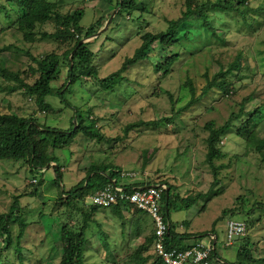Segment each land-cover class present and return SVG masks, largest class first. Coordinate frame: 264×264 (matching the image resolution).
<instances>
[{"label":"rangeland","instance_id":"1","mask_svg":"<svg viewBox=\"0 0 264 264\" xmlns=\"http://www.w3.org/2000/svg\"><path fill=\"white\" fill-rule=\"evenodd\" d=\"M3 1L13 8L16 6V12L21 14L22 10L14 2L15 0ZM50 1L57 3L64 15L82 9L84 16L81 23L86 26L96 23L99 19H107L97 36L86 38L87 41L94 40L90 42V47L96 53L95 65L98 67V78L83 76L69 91L67 90L66 102L72 105L67 106L55 92L67 79L68 68H62L57 80L52 84L54 90L48 95V100L56 111L57 108L66 107L60 112L40 114L38 118L45 120L49 126L66 130L71 127V119L76 115L75 108L78 107L82 110L85 123L89 126L95 125V128L100 129L107 139L113 140L99 141L83 134L74 136L70 149L63 148L60 154L64 156L65 166L61 187L56 182L54 167L32 175L26 170L28 165L25 161L0 162V212L8 211L16 196L27 193L21 198V202L25 207L23 219L31 223L27 229V238H24L26 245L30 246L28 256L31 263L28 264L60 263L64 252L62 227L66 222L71 229H75L77 221L69 219L72 218L69 213L71 208L66 204L61 207L59 195L64 188L69 190L71 186L85 178L88 169L95 163L100 165L112 163L127 172L133 170L140 174L144 171L149 172L151 182L168 183V185L171 183L182 197L196 196L203 192L204 197L196 205L187 210H180L175 215L172 212V220L176 224L178 223L175 221L176 217L184 220L187 227L183 230L205 232L202 238L207 241L212 239L210 230L216 229L217 251L229 261L235 262L238 247L243 239L239 237L235 239L233 245L226 246L227 222L231 218L245 222L248 220L244 214H236L231 212V209L240 206L236 200L240 196H248L252 199L247 207H251L254 201L264 204V162L255 152L254 144L250 148L244 140L248 137H264V92L255 93L257 95L250 97L249 93L255 88V84L244 85L232 96H222L215 90L217 92L209 93L181 114L176 115L175 112L190 99L189 90L185 87L181 89V85L188 77L197 83L199 87L197 94H199L205 83L203 73L207 67L211 68L212 73L218 71L220 63L227 69L240 54L248 62H242V66L244 68L246 65L250 66L252 73L256 75L255 81L264 80V0H247L252 9L247 14L249 22L238 12L209 8L207 12L210 23L217 28L220 40L213 38L211 32L205 31L201 21L192 17V22L187 25V29L193 31L191 38L183 39L190 52L182 53L181 59L174 64L169 74H165V68L156 70V64L162 56V52L158 50L153 60L141 61L125 70L123 73L125 78L114 90L104 89L99 80L118 71L124 61L134 55L142 44L143 34L166 30L171 19L181 17L186 10V0H135L138 5L144 4L146 10L122 15H118L119 8H115V4L102 0ZM112 10L116 13L109 27L101 31L113 15V13L110 15ZM7 14L9 17L14 16L12 12L4 10L0 12L1 22H7ZM57 24L58 21L54 17L41 29L43 32L53 33L57 29ZM55 43L57 42L54 39H43L34 49V53L39 57L44 56L47 51L57 48ZM20 46L28 47L14 30H10L7 38L0 40V71L5 67L21 70L35 64L29 56V48L26 55L20 53L17 58L14 52L19 51ZM169 52L178 53L179 48L175 46ZM242 104L247 115L243 116L242 121H233L226 138L223 137L220 141L219 145L227 156L216 159L215 165L216 167L224 165L225 170L221 173L218 169L217 176L222 183L212 187L213 168L206 160L207 139L211 130L225 125L233 112L240 111ZM8 105H13L19 113H22L23 109L18 107L28 105L30 108L33 106L37 108L36 102L30 97H25L20 92L7 94L1 91L0 86V111H8ZM255 109L256 111L253 112ZM251 115L253 118L249 122ZM163 117L171 120H163ZM151 120L159 122L156 125L142 124ZM245 121L249 122L246 123L247 130L241 128L239 131V127ZM138 123L140 126L126 131L127 127ZM59 163L62 164L61 158ZM143 177L146 180L145 176ZM34 178L42 180V183L38 185V194L31 196L30 191L34 190L32 184H38L35 183ZM164 186L167 188L166 185ZM79 203L82 204L81 207H86L85 202ZM74 204H76L75 213L80 205L75 202ZM87 204L92 205L91 200H87ZM103 212L109 215V220L107 217H102ZM254 217L257 220L256 226L249 227L247 233L256 242L253 256L262 257L264 256V210ZM100 218L109 234V246L123 245L121 243L123 226L118 218L111 215L110 208L103 210ZM143 220L148 223L145 224L148 227L137 235H147L150 232L152 219L145 214ZM12 225L13 230L17 231L19 223L14 222ZM128 225L129 223L126 224ZM94 229L102 230V227L98 228L91 224L88 228L90 242L86 247V256L87 261L92 264H110L115 258L126 256L141 242L139 238H131L129 246L131 249L124 245L122 250L114 253L111 251L115 249H110L111 253H109L102 237ZM126 229V236L136 235L134 231L130 232V227ZM16 234L17 232L15 236ZM4 253L5 258L13 259L12 249H6ZM131 262L127 264H135Z\"/></svg>","mask_w":264,"mask_h":264},{"label":"trees","instance_id":"2","mask_svg":"<svg viewBox=\"0 0 264 264\" xmlns=\"http://www.w3.org/2000/svg\"><path fill=\"white\" fill-rule=\"evenodd\" d=\"M2 1L3 0H0V8H2L0 12L4 10L12 12L14 16L9 17L8 14L10 13H8L7 22L0 21V40L7 38L10 34V30H14V33L20 35L22 37V42H25L28 46L27 48L20 46V48H18L19 51L14 52L17 58L20 56V53L26 55L29 48V56L35 64L30 65L29 68L24 67L21 70L8 67L2 69L0 71L1 91L7 94H12L14 92L23 93L25 97H30L31 100L36 102L37 108H35V106L30 108L28 105L26 107H18L23 109V111L21 110L22 113H19L15 110L13 105H8V111H0V162L25 161L28 165V172L32 175L38 171L43 173L45 170L54 167L56 182L60 186L62 172L65 167L63 165L64 156L60 154L63 152V148L70 149L74 136L83 134V136L91 139H98L99 141L102 139L112 141L113 139H107L100 129L95 128V125L89 126L85 123V118L81 114L82 110L78 107L75 108L76 115H73L71 119V127L66 130L49 126L45 120H39L38 115H48L65 109L66 106L64 105V108H57L56 111V108H54L48 100V95L54 90L52 84L57 80L62 68H68L67 79L63 86L55 90V92L67 106H72L69 102H66L67 90L69 91L83 76L98 78V67L95 65L96 53L90 47V42L94 40H86L81 45H79V43L81 40L97 34L100 31L99 29L104 26L107 18L99 19L96 23L86 26L81 23L84 16V11L82 9L64 15L60 10V6L50 0H15L14 2L22 10L19 15L16 12V6L13 8L4 1L6 5L3 4ZM102 1L115 4V8H119L118 15L146 10L144 4L138 5L135 0ZM8 6H10L11 10ZM209 8L238 12L247 22H249L247 14L252 10L247 0H206L205 2L186 0V10L181 17L171 19L166 30L160 31L159 33L146 32L143 34L142 44L137 48L134 55L127 58L118 71L100 79L99 83L106 90H114L125 78L123 75L125 70L131 65L141 61L153 60L158 50L162 52V56L160 57V61L156 64V70L165 68V74H169L173 70L174 64L181 59L182 53L190 52L187 45L183 43V39L187 40L191 38L193 31H189L187 25L192 22V17L199 19L205 31L211 32L213 38L215 37L220 40V37L217 35V28L210 23L207 12ZM112 13L113 10L110 12V15ZM110 15L108 17H110ZM54 17L58 21L56 31L53 33L48 31L43 32V27ZM46 38L54 39L57 42L55 43L57 44V48L47 51V54L39 57L34 53V49L38 47L41 40ZM213 45L216 46V44ZM16 46L18 47L17 44ZM175 46L179 48V52L170 53L169 50H172ZM73 52L74 55H72ZM242 62L248 63L246 58L240 54L235 62L228 65L227 69L220 63L218 71L212 73L211 68L207 67L206 71L203 73L205 83L204 86L201 87V92L199 94H197L199 90L197 83L188 77L181 85V89L185 87L189 90L190 99L186 104L182 105L175 114H181L182 111L201 101L211 92L218 91L222 96H232V94H237L239 89L244 85L253 86V84H255V88L249 93L250 97L264 92V80H257L256 82V75L252 73L250 66L246 65V68H244ZM171 99L173 100L172 95ZM36 111H38V113H36ZM255 111L256 109L253 110V112ZM246 115L247 113H245L242 104L240 111L233 112L225 125L219 129L211 130L210 136L207 139L208 149L206 160L213 168V170H211L213 175L212 187L215 184L222 183V180L217 176L218 169L221 173L225 170L223 168L224 165H222V167H216L215 165L216 159L227 156L219 145L220 141L223 137L226 138L228 131L233 126V121H242L243 116ZM74 118L76 119L75 121L73 120ZM252 118L251 115L249 117V122ZM163 120L170 121L171 118L168 119L163 117ZM158 122V120H151L142 122V124L156 125ZM247 122L248 121H245L238 130L240 131L241 128L247 130V124L249 123ZM136 126H140V124H132L127 127L126 131ZM208 126L212 128L210 125ZM239 131L237 132L238 134ZM244 140L250 148H252L251 145L254 144L255 152L260 155L261 160L264 162V137H248ZM60 158L62 159V164L59 163ZM143 168L145 169V166ZM88 170L85 178L76 185L74 184L71 186L69 190L64 188L59 195L62 204L61 207L66 204L71 208L69 209V213L72 218L69 219H76L77 221V227L75 226V229H71L66 222L62 227L64 252L59 264H92L87 261L86 256V247L90 242L87 232L91 224L98 228L102 227V230H94L102 237L106 249H110L108 244L109 234L104 230L103 221L100 218L102 211L106 208L93 205L89 210L87 200L94 189L98 190L105 184L111 182V180H117L123 169L112 163L101 165L95 163ZM36 180V184H38H32L34 190L30 191L31 196L38 194V185L42 183V180ZM153 183L167 186L161 199V212L170 225V229L165 236L166 247L169 249H186L191 247L197 240L204 236L203 233L205 232L195 233L188 230L184 233L178 232L179 223L176 224L172 220L171 213L178 210L189 209L196 205L205 194L200 192L196 196L188 195L182 197L171 183L168 185V183L150 181L149 184ZM128 188L131 189V186ZM26 194L16 196L9 210L0 212V264L31 263V259H29L30 256H28V254H30V246H28V244L26 245L24 242L27 229L31 223L23 219L25 207L21 202V198ZM236 200L240 206L236 207V209H231V212L244 214L248 220L245 222L247 230L249 227H255L257 220L254 216H256L258 212L264 210V204L259 201H254L251 207H247V205L252 202V199L248 196H240ZM81 201L83 203L85 202L86 207H81L82 204L79 203ZM74 202L80 205L78 208L79 210H76L75 213L74 208L76 204H74ZM107 208H110L111 215L120 220L123 226V234L126 233V227H130V232L134 231L137 232V234L142 229L144 230V228L148 227L145 225L148 223L143 220L144 215L148 214L141 210L132 211L131 205L128 202H120ZM107 219L109 220L110 217L107 216ZM14 222L19 223L17 231L13 230L12 224ZM128 223L129 225L126 226ZM151 223L152 227L150 232L145 236L144 242L135 250L130 251L126 256L115 258V260L110 261V264H127L131 261L135 264H165L154 249L156 233L153 220ZM183 224L187 227L185 221ZM15 232H17L16 236ZM210 232L216 234V229L213 228ZM240 238L243 239V242L241 241L238 247V254L235 262L229 261L215 250L210 257L211 264H264V256L255 257L252 254L256 242L250 235L247 233ZM14 240H16V242ZM6 249H12L14 251L13 259L5 258L4 252Z\"/></svg>","mask_w":264,"mask_h":264},{"label":"built area","instance_id":"3","mask_svg":"<svg viewBox=\"0 0 264 264\" xmlns=\"http://www.w3.org/2000/svg\"><path fill=\"white\" fill-rule=\"evenodd\" d=\"M140 175L138 171L127 172L122 170V180L134 179ZM36 182V180H34ZM131 186V189L128 187ZM166 187L163 184H123L115 180L105 184L93 194L89 195L92 205L100 207H111L120 202H128L132 211L141 210L147 213L153 220L156 240L154 249L165 264H211L210 257L217 250L214 243L216 236L207 241L201 238L194 245L186 249H169L166 247L165 236L170 229L161 212V199ZM71 225V224H70ZM247 234V225L243 220L231 218L227 222L226 246L234 244L235 239ZM223 256V255H222Z\"/></svg>","mask_w":264,"mask_h":264},{"label":"crops","instance_id":"4","mask_svg":"<svg viewBox=\"0 0 264 264\" xmlns=\"http://www.w3.org/2000/svg\"><path fill=\"white\" fill-rule=\"evenodd\" d=\"M26 170L28 171V167L26 168ZM144 174V175H143ZM149 172H143L142 174H140L137 178H134V179H129V180H126V179H124V180H122L120 177L117 179V180H115L116 181V183H123V184H126V185H128V184H133V185H135V184H147V183H150V179H149ZM143 176H145V178H146V180L144 179V177ZM134 182V183H133ZM153 184H155V183H153ZM97 189H94V191H93V193L96 191ZM92 193V194H93ZM201 201V200H200ZM198 203V202H197ZM180 210H178V211H174V215H175V213H177V212H179ZM107 216H109V215H107L106 213H103V215H102V217L104 218V217H107ZM118 220V219H117ZM142 221V220H141ZM175 221H177L178 223H179V226H178V229H177V231L178 232H180V233H184L185 232V230H183V228L184 227H186V226H184V220H182L181 218H175ZM116 224V223H115ZM105 230V229H104ZM187 231V230H186ZM121 234H122V244L123 245H121V246H115V247H110V249H115V250H112L111 252H114V253H116L118 250H122L121 248H123L124 247V245H127V247L128 248H130L129 246H130V240H131V238H139V239H141V242L139 243V245L140 244H142L143 242H144V240H145V236L146 235H143V234H140L139 236L137 235V232H135V234L136 235H134V237L132 236V237H130V234L128 235V236H126L125 234H123V230H122V232H121ZM132 246V245H131ZM138 247V246H137ZM133 248H135V247H133ZM110 249H107V251L109 252V253H111L109 250ZM127 249V248H126ZM131 249V248H130ZM136 249V248H135ZM134 249V250H135ZM126 251V250H125ZM224 257V256H223Z\"/></svg>","mask_w":264,"mask_h":264},{"label":"water","instance_id":"5","mask_svg":"<svg viewBox=\"0 0 264 264\" xmlns=\"http://www.w3.org/2000/svg\"><path fill=\"white\" fill-rule=\"evenodd\" d=\"M115 13H116V11H114L113 15H112V16L110 17V19L108 20L107 25H106L101 31L106 30V29L109 27V24H110V22L112 21V19H113ZM97 34H99V32H98ZM97 34H95V36H97ZM85 41H86V39L81 40L80 43H79V45H81V44L84 43ZM72 55H74V52L72 53ZM71 68H72V66H71ZM215 236H216V235H215ZM214 243H215V244L217 243V237L215 238Z\"/></svg>","mask_w":264,"mask_h":264},{"label":"clouds","instance_id":"6","mask_svg":"<svg viewBox=\"0 0 264 264\" xmlns=\"http://www.w3.org/2000/svg\"><path fill=\"white\" fill-rule=\"evenodd\" d=\"M34 180H36V179H34ZM37 181V180H36ZM36 183V182H35ZM91 195V194H90ZM89 200V199H88ZM90 206H93V205H88V209L90 210L92 207H90ZM210 235H213V233H209ZM214 235H216V234H214ZM216 237H217V235H216ZM217 241H218V238H217Z\"/></svg>","mask_w":264,"mask_h":264}]
</instances>
